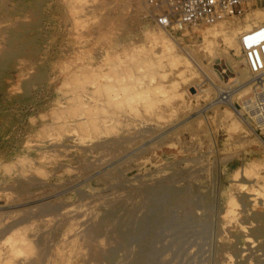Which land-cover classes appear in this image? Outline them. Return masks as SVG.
<instances>
[{"label": "rangeland", "instance_id": "rangeland-1", "mask_svg": "<svg viewBox=\"0 0 264 264\" xmlns=\"http://www.w3.org/2000/svg\"><path fill=\"white\" fill-rule=\"evenodd\" d=\"M107 1L0 0V50L12 31L29 40L0 67V264H264V206L250 190L264 179V124L232 126L200 72L235 76L209 60L228 46ZM248 88L232 95L240 111ZM98 94L115 99L87 102ZM86 114L110 118L93 126Z\"/></svg>", "mask_w": 264, "mask_h": 264}, {"label": "bare ground", "instance_id": "bare-ground-1", "mask_svg": "<svg viewBox=\"0 0 264 264\" xmlns=\"http://www.w3.org/2000/svg\"><path fill=\"white\" fill-rule=\"evenodd\" d=\"M49 1V0H48ZM59 1V0H58ZM112 0H109V1H107V3H108V7H107V9H108V12H109V9L111 10L112 9V5H110V3H112L113 1H115V0H113L112 2H111ZM19 2V1H18ZM117 2V1H116ZM134 3H135V8L136 9H140L141 10V12H146V14H149V12H150V8H149V6L147 5V3L145 2V0H134ZM60 4V3H59ZM64 4V3H63ZM119 4V3H118ZM117 4V5H118ZM132 4H133V2H132ZM53 5V4H52ZM66 5V4H65ZM74 5V4H73ZM103 5H106L105 4V2L102 4V7H103ZM43 6V5H42ZM51 6V5H50ZM133 6V5H132ZM131 6V7H132ZM248 6H249V8H247V9H245V11L241 14V15H243V16H245V23H242L240 26H238L240 23H234V21L232 20V17L234 18L235 16H239V15H234V14H232V15H226V16H223V17H221V18H218V19H215V20H212V21H210V22H197V23H194V24H191V25H184L185 27L186 26H190V27H192L194 30H198L199 32H201V34H202V37L204 38V42H206V44L207 45H212L215 41H218L219 39L223 42V43H225L227 46H228V48L227 49H229L228 51H226L225 53H223V52H213L211 55H209V60H211V61H217V60H220L221 58H223L224 60H225V63H226V65L231 69V70H233L234 71V73L236 74L235 76H232V77H229L228 78V82H225L224 81V79H223V77L217 72V71H215V69H213V68H210V69H212V72H211V74L213 75H216V82H214V81H212L213 79H210V76L208 77L207 75V73H206V70L205 71H200L201 72V74L205 77V79H206V84L208 85L207 87L208 88H210V90H212V91H214L215 92V99L213 100V102L211 103L212 105L214 104H227V105H229L228 107L229 108H225V110H224V113L225 114H227L229 117H230V124L232 125V126H236V125H238V126H240L241 128H242V130H247V129H249V127H251L252 125H254V121H253V119L252 118H256V117H258L259 118V120H261V124L263 125L264 124V118L259 114V112H257V109H256V103L253 101V99H254V97L252 96V95H250V96H248L247 98H252V100H250L249 101V103H250V105H247V104H241V111H240V109H239V105L236 107V106H234V104H233V97H232V95L235 93L236 95L237 94H239L240 92H242L243 90H245L246 88H248L249 87V81H250V79H248L247 81H243V82H241V80L243 79V78H245L246 76H248V73L246 74L245 72L246 71H248L249 69H248V67H246L245 65H244V63H246L245 62V60H244V58H243V56H240V57H237V58H232L229 54H231V52L232 53H234V54H239L240 53V51H242V49H241V46H240V43H239V35L241 34V32L243 31V30H246V29H248V28H250L252 25H255V24H257V23H260V22H262L263 20H264V7H259V6H251V3H249L248 4ZM78 7V6H77ZM76 6H75V10L77 11L78 9H76L77 8ZM255 7V8H254ZM33 8V10H34V8H36V7H31L30 9H32ZM72 8V10H74L73 9V7H71ZM79 9H80V7H78ZM86 8H88L87 6L85 7V8H83V9H86ZM95 8V7H94ZM254 8V9H253ZM21 10L23 9V8H20ZM82 8L80 9V12L83 10ZM5 11H3V14L4 15H6V14H9V13H11V11H9V9L7 8V7H5V9H4ZM43 10V9H42ZM74 10V11H75ZM255 10H257V11H255ZM45 11V10H44ZM57 11H59V9L57 10ZM71 11V10H70ZM85 11H87V10H85ZM95 11H96V9H95ZM32 12V11H31ZM79 12V13H80ZM89 12V11H88ZM107 12V13H108ZM111 12V11H110ZM18 13V12H17ZM33 13V15H35L36 14V11H33L32 12ZM58 13V12H57ZM56 13V14H57ZM86 13V12H85ZM19 14H21V13H19ZM78 13H76V16L75 17H77V16H79V14L77 15ZM110 14V13H109ZM16 16V15H15ZM20 16H22V15H20ZM24 16V15H23ZM26 16V15H25ZM106 16L107 15H105V17H103L102 16V18H101V21H99V23L100 22H106V21H104L103 19L104 18H106ZM114 16V15H113ZM57 17H58V15H57ZM110 17V19L112 18L111 17V15L109 16ZM18 18V17H17ZM20 18V17H19ZM26 18V17H25ZM115 18V17H114ZM4 19H6V18H4ZM14 19V18H13ZM16 19V18H15ZM27 19V18H26ZM53 19V18H52ZM61 19V18H60ZM107 19H108V17H107ZM116 19V18H115ZM113 20V19H112ZM10 21V20H9ZM18 21V20H17ZM59 21V20H58ZM70 21V20H69ZM108 21V20H107ZM120 21V20H119ZM1 22V21H0ZM15 22V21H14ZM71 22V21H70ZM45 23V22H44ZM58 23V22H57ZM60 23V22H59ZM5 24H6V22H5ZM65 25L67 24V23H64ZM101 24V23H100ZM99 24V25H100ZM106 24V23H105ZM112 24V23H111ZM195 25H197L198 27H193V26H195ZM17 29L19 28H22L23 27V23L22 22H20L19 24H17ZM45 26V25H44ZM57 26V25H56ZM66 26H68V25H66ZM65 26V27H66ZM101 26H103L102 24H101ZM105 26V25H104ZM159 26H161V25H159ZM169 26H171V25H169ZM13 27V26H12ZM162 27H164V26H162ZM166 27H168V26H166ZM4 28L5 27H1V30L2 31H7V29H9V28H6L5 30H4ZM64 28V27H63ZM53 29V28H52ZM66 29V28H65ZM72 29V28H71ZM41 30V29H40ZM60 31H61V29H60ZM28 32V31H27ZM53 32V31H52ZM66 33V32H65ZM79 33V32H78ZM63 34V33H62ZM67 34V33H66ZM29 35V34H28ZM67 35H69V34H67ZM2 36V35H1ZM58 37H60V36H58ZM2 38H4V37H2ZM67 39V38H66ZM49 40V39H48ZM61 41H62V38H61ZM64 41V40H63ZM5 43H6V45L4 46V48L2 47L1 48V50H0V67H1V65L3 64V63H5V62H7V61H9V60H11L12 59V57L14 56V55H17V54H19L20 52H21V49L24 47V45H26V44H28L29 43V40L28 39H26V40H24V39H18L17 37H16V32H14V31H12L11 33H8V35L6 36V41H5ZM52 43V42H51ZM164 43H167V49L166 50H170L169 48H170V46H169V43L167 42V41H165ZM57 44V43H56ZM66 44V43H65ZM69 44V43H68ZM75 44V43H74ZM78 44V43H77ZM51 45V44H50ZM53 45V44H52ZM60 45V44H59ZM58 45V46H59ZM70 45H71V43H70ZM66 47V46H65ZM60 48V47H59ZM58 48V49H59ZM231 51V52H230ZM65 52V51H64ZM62 53V52H61ZM67 53V52H66ZM51 55V54H50ZM56 55V54H55ZM64 55V54H63ZM42 56V55H41ZM51 56H53V55H51ZM238 56V55H237ZM20 58V57H19ZM139 58V57H138ZM25 59V58H24ZM48 59V58H47ZM17 60V59H16ZM189 60H191V59H189ZM38 61V60H37ZM40 61V60H39ZM50 61V60H49ZM136 62V61H135ZM210 62V61H209ZM209 62H208V64H209ZM22 63V62H21ZM139 63V62H138ZM206 63H207V61L206 60H204V61H201V62H194L193 60H192V66H196L197 67V69L199 70H204L203 69V67L206 65ZM19 64V63H18ZM7 66H9V65H7ZM48 66V65H47ZM191 66V67H192ZM202 66V67H201ZM24 67V66H23ZM65 67V66H64ZM122 67H124V66H122ZM195 67V68H196ZM210 67V66H209ZM9 68V67H8ZM86 68V67H85ZM88 68V67H87ZM127 68V67H126ZM125 68V69H126ZM83 69V68H82ZM208 69V68H207ZM84 70V69H83ZM123 70V69H122ZM7 71V70H6ZM19 71V70H18ZM54 71V70H53ZM127 71V70H126ZM14 72V71H13ZM128 72V71H127ZM177 72V74H178V72L179 73H181V71H178V70H175L174 71V73H176ZM15 73V72H14ZM51 73V72H50ZM118 73V72H117ZM124 73V72H123ZM147 73V72H146ZM78 74V73H77ZM84 74H86V72L84 73ZM119 74V73H118ZM165 74V73H164ZM120 75V74H119ZM51 76V75H50ZM77 76V75H76ZM80 76V75H79ZM149 76V75H148ZM73 77V76H72ZM153 77V76H152ZM212 77V76H211ZM75 78V77H74ZM79 78V77H78ZM215 78V77H214ZM113 79V78H112ZM118 79V78H117ZM29 80V79H28ZM75 80V79H74ZM81 80V79H80ZM39 81V80H38ZM73 81V80H72ZM150 81V80H149ZM50 82V81H49ZM73 82H75L74 83V86H75V84H77V83H79L80 81L79 80H76V81H73ZM83 82V81H82ZM86 82V81H85ZM85 82H83V83H85ZM89 82V81H88ZM106 83H108V82H106ZM85 84H87V83H85ZM114 84V83H113ZM70 85H73L72 83L70 84ZM82 85V84H81ZM80 84H78V88L75 86V89L77 88V89H79L80 87H82ZM89 85V84H88ZM102 85V84H101ZM104 85V84H103ZM28 86V85H27ZM73 86V87H74ZM219 86L222 88V89H220L219 88ZM63 87V86H62ZM223 87H225V90H226V92L225 91H223ZM71 88H72V86H71ZM82 88H84V86L82 87ZM119 88V87H118ZM76 89V90H77ZM88 89V88H87ZM80 91V90H79ZM73 92V93H71L72 95H70L69 94V96H66L65 98L67 99V102H69L68 100H73V101H76V98H78V96H82V91H80V92ZM87 91V90H86ZM69 91H66L65 92V94L63 95V96H65L66 95V93H68ZM109 92V91H108ZM117 92V91H116ZM139 92V91H138ZM63 93V92H62ZM91 93V92H90ZM191 93V92H190ZM75 94H77V95H75ZM68 95V94H67ZM125 95V94H124ZM190 95H192V94H190ZM104 96V95H103ZM214 97V96H213ZM22 98V97H21ZM219 98V99H218ZM220 98H227L226 99V102L224 103V101H222V99L220 100ZM75 99V100H74ZM79 99V98H78ZM89 99H92V101H95L96 103L98 102V104L100 103V101H102L103 103L105 102H113L112 100L113 99H115L114 98V96H113V98L111 97V98H102V96H100V94H98V95H96V96H94L93 98L91 97V98H87L86 100H87V102H88V100ZM165 99V98H164ZM80 101V102H79ZM125 101V100H124ZM146 102H147V100H145ZM162 101V100H161ZM253 101V102H252ZM145 102V103H146ZM73 103H75V102H73ZM77 103H81V100L79 99V100H77ZM102 103V104H103ZM118 103V102H117ZM129 103V102H128ZM148 104L150 103V102H147ZM76 104V103H75ZM82 104H84V102H82ZM97 104V105H98ZM147 104V106H149ZM240 104V103H239ZM74 105V104H73ZM94 105V104H93ZM144 105V104H143ZM146 105V104H145ZM70 106V105H69ZM74 106H76V105H74ZM78 107H80V106H78ZM150 107V106H149ZM75 108H77V107H75ZM128 108V107H127ZM79 109V108H78ZM80 109H82V107L80 108ZM85 109H88V107L87 108H85ZM93 109V108H92ZM74 109L72 108V111H73ZM83 110V109H82ZM243 111V112H242ZM74 112V111H73ZM85 113H90V111H88V110H86V111H84ZM121 112V111H120ZM119 112V114H122V112L120 113ZM91 114V113H90ZM87 115V114H86ZM109 115V114H108ZM111 115H113L112 113H111ZM233 115H234V117H233ZM74 116V115H73ZM85 116V115H84ZM92 116V115H91ZM89 116V115H87V118H86V121H87V124H91V125H93V126H98V125H100V124H102V123H105L109 118H110V116ZM117 116V115H116ZM226 116V115H225ZM116 118V117H115ZM147 118V117H146ZM79 119V121L81 120L80 118H78ZM83 119V118H82ZM114 119V118H113ZM118 121H119V119H118ZM78 122V121H77ZM89 122V123H88ZM78 124H83V123H77V125ZM79 126V125H78ZM57 128V127H56ZM62 128V127H61ZM60 128V129H61ZM150 129V128H149ZM143 130V129H142ZM59 131V130H58ZM168 131V130H167ZM153 132V131H152ZM132 135V134H131ZM128 136V135H127ZM133 137V136H132ZM127 138V137H126ZM129 138V137H128ZM109 140V139H108ZM117 141H119V140H117ZM120 143L119 144H122V143H125L126 142V139H124V140H122V141H119ZM110 143V142H109ZM114 146V145H113ZM260 178V177H259ZM259 178L258 177H254V181H253V185H252V187L253 188H250V190H252V193H251V195H252V202H251V205H252V207H253V209L254 208H256V206L257 207H262V206H264V179H263V181H260L259 180ZM242 184H243V182L241 181V182H239L238 183V187L239 188H241L242 187ZM249 190V191H250ZM246 192V191H245ZM230 198V197H229ZM227 201V200H226ZM232 201V199H229V201H227V205H226V208H225V220L228 222V223H230L231 224V222H233L234 223V221L236 220V210H235V207H234V205H233V203L231 202ZM251 207V208H252ZM262 209V208H261ZM260 209V210H261ZM263 213V212H262ZM224 215V214H223ZM227 222H225L226 224H228ZM240 223V222H239ZM241 225V224H240ZM240 225H239V227H240ZM241 228V227H240ZM243 228V227H242ZM252 239V238H251ZM249 240L248 239V237L246 238V240H248V242L249 243H251L250 244V246H253L254 244V240ZM247 242V241H246ZM204 247V246H203ZM245 247V246H244ZM8 261V260H7Z\"/></svg>", "mask_w": 264, "mask_h": 264}, {"label": "built area", "instance_id": "built-area-1", "mask_svg": "<svg viewBox=\"0 0 264 264\" xmlns=\"http://www.w3.org/2000/svg\"><path fill=\"white\" fill-rule=\"evenodd\" d=\"M155 24L191 25L210 22L226 15H241L251 6H263L264 0H145ZM243 58L250 71L248 90L257 112L264 118V20L239 35Z\"/></svg>", "mask_w": 264, "mask_h": 264}]
</instances>
